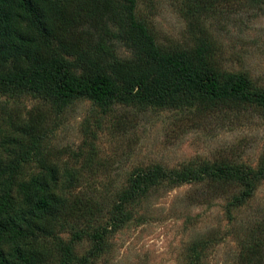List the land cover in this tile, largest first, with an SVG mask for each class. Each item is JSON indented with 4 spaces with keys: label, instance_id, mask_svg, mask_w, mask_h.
Wrapping results in <instances>:
<instances>
[{
    "label": "rangeland",
    "instance_id": "374dc122",
    "mask_svg": "<svg viewBox=\"0 0 264 264\" xmlns=\"http://www.w3.org/2000/svg\"><path fill=\"white\" fill-rule=\"evenodd\" d=\"M135 14L164 50H191L202 36L217 71L243 74L253 87L264 88V7L247 0H136ZM114 49L122 59L132 55L125 43L116 42ZM10 69L8 63L0 74ZM172 103L133 99L103 108L90 98L61 104L0 87V145L9 148V153L0 148V156L26 157L27 175L40 172L47 161L82 168L84 182L67 197L87 194L108 208L137 170L161 166L187 180L203 166H240L241 173L249 171L247 178L264 167V108ZM34 113L48 132L32 145L19 126ZM21 135L24 144L18 142ZM156 179L147 194L126 205L130 219L105 231L101 241L90 234L118 216L113 212L101 218L61 216L53 236L31 227L32 238L52 252L42 264H246L242 241L264 232V177L237 208L228 204L244 188L238 176L227 186L208 176L179 183L162 175ZM79 230L85 236L73 239ZM60 242L71 254H64Z\"/></svg>",
    "mask_w": 264,
    "mask_h": 264
},
{
    "label": "trees",
    "instance_id": "16d2710c",
    "mask_svg": "<svg viewBox=\"0 0 264 264\" xmlns=\"http://www.w3.org/2000/svg\"><path fill=\"white\" fill-rule=\"evenodd\" d=\"M247 3L264 7V0ZM135 10L136 0H0V68L11 65L10 71L0 74V87L24 90L61 104L90 98L103 108L133 99L143 104L172 105L180 99L187 105L204 101L264 108V88L253 87L243 74L217 71L206 39L198 37L191 50L166 51ZM116 42L131 47L130 58L117 55ZM38 115H30L19 126L32 145L48 132ZM24 139L22 136L18 142L24 144ZM0 148L9 153V148ZM12 153L8 160L0 156V264L44 263L52 252L43 240L32 238L30 228L53 236L61 216L118 215L90 234L101 241L105 231L120 228L130 219L126 205L147 194L159 175L171 183L208 176L212 183L226 186L238 176L244 188L231 196L228 205L233 208L251 199L254 181L264 177V167L247 178L249 171L241 173L240 166L216 164L203 166L184 180L174 169L153 166L137 170L108 208L102 199L87 194L67 197L71 188L84 182L82 168L78 171L65 163L47 161L40 172L27 175L26 157L14 160ZM84 233L77 231L73 239L81 240ZM61 246L65 255L71 254L68 244ZM242 247L244 263L264 261V232L242 241Z\"/></svg>",
    "mask_w": 264,
    "mask_h": 264
}]
</instances>
